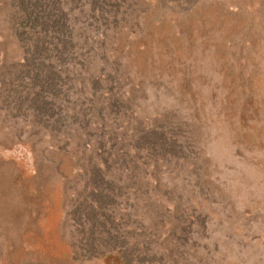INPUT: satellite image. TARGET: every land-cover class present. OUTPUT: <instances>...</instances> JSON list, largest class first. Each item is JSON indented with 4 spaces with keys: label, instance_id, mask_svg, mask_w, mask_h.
Listing matches in <instances>:
<instances>
[{
    "label": "rangeland",
    "instance_id": "374dc122",
    "mask_svg": "<svg viewBox=\"0 0 264 264\" xmlns=\"http://www.w3.org/2000/svg\"><path fill=\"white\" fill-rule=\"evenodd\" d=\"M0 264H264V0H0Z\"/></svg>",
    "mask_w": 264,
    "mask_h": 264
}]
</instances>
